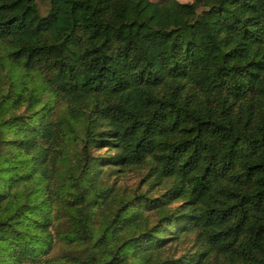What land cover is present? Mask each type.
Instances as JSON below:
<instances>
[{
	"label": "trees",
	"instance_id": "obj_1",
	"mask_svg": "<svg viewBox=\"0 0 264 264\" xmlns=\"http://www.w3.org/2000/svg\"><path fill=\"white\" fill-rule=\"evenodd\" d=\"M45 4L0 0V264H264V0Z\"/></svg>",
	"mask_w": 264,
	"mask_h": 264
},
{
	"label": "rangeland",
	"instance_id": "obj_2",
	"mask_svg": "<svg viewBox=\"0 0 264 264\" xmlns=\"http://www.w3.org/2000/svg\"><path fill=\"white\" fill-rule=\"evenodd\" d=\"M39 7H40V11L43 12L45 10L46 4H45V0H37ZM180 2H190V0H177ZM98 152H102V150L98 151ZM136 174L134 172H125L121 175L120 179H119V184H124L128 187L133 186L134 182L136 181ZM190 244V238L189 237H183L180 239V241L178 242L176 248H177V252H181L182 250H185V248H187Z\"/></svg>",
	"mask_w": 264,
	"mask_h": 264
}]
</instances>
